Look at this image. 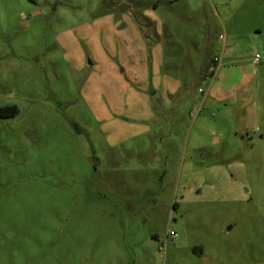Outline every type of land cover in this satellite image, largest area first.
I'll return each instance as SVG.
<instances>
[{
    "label": "rangeland",
    "instance_id": "rangeland-1",
    "mask_svg": "<svg viewBox=\"0 0 264 264\" xmlns=\"http://www.w3.org/2000/svg\"><path fill=\"white\" fill-rule=\"evenodd\" d=\"M11 105L0 264H264V0H0Z\"/></svg>",
    "mask_w": 264,
    "mask_h": 264
},
{
    "label": "trees",
    "instance_id": "trees-1",
    "mask_svg": "<svg viewBox=\"0 0 264 264\" xmlns=\"http://www.w3.org/2000/svg\"><path fill=\"white\" fill-rule=\"evenodd\" d=\"M17 112L15 105L0 108L1 115H14Z\"/></svg>",
    "mask_w": 264,
    "mask_h": 264
},
{
    "label": "built area",
    "instance_id": "built-area-1",
    "mask_svg": "<svg viewBox=\"0 0 264 264\" xmlns=\"http://www.w3.org/2000/svg\"><path fill=\"white\" fill-rule=\"evenodd\" d=\"M257 59H258V55H255V60H257ZM214 60L217 61L216 58H214Z\"/></svg>",
    "mask_w": 264,
    "mask_h": 264
}]
</instances>
